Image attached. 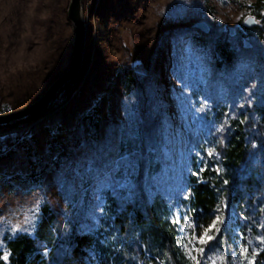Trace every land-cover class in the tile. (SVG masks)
Segmentation results:
<instances>
[{"label":"rangeland","instance_id":"374dc122","mask_svg":"<svg viewBox=\"0 0 264 264\" xmlns=\"http://www.w3.org/2000/svg\"><path fill=\"white\" fill-rule=\"evenodd\" d=\"M253 2L82 0L86 31L80 73L34 114L33 120L16 124L29 117L0 126V262L11 263L13 254L5 236L15 237L13 229L26 228L30 237H37V230L30 224L34 219L30 208L35 206L38 191L27 195H16L15 191L19 186L39 183L55 185L49 194L51 211L48 208L46 211L53 215V239L58 245L53 250V245L45 241L36 244L45 264L60 258L64 247L58 240H66L74 229L93 233L103 244L113 243L115 253V233L113 238L108 234L113 226L115 195L107 190L103 203L96 200L95 181L87 178L84 166L94 149L103 146L106 134L125 129L130 123L127 114L138 115L140 106L145 111L150 107L158 124L160 141L152 149L156 152L157 166L151 173L141 170L134 194L120 190L119 195L130 199L145 197L150 201L160 194L166 200L170 221L178 212H186L191 218L186 201L177 208V203L187 195L180 193L177 186L186 182V176L195 170L197 153V159L207 160L200 153L201 144H193L191 138L200 143L205 141L207 149L210 135L205 119L193 120L196 114L186 111L181 90L184 96H191L192 105L199 106L197 102L205 97L203 91L212 67L206 54L191 39L178 44L176 50L166 31L203 21L211 30L228 32V27H233L243 34L241 39L247 38L250 43L243 23L252 16ZM68 3L69 0H0V113L17 110L37 99L68 67L73 36L66 14ZM244 65L248 67H243V81L248 76L246 81L250 85L264 86L263 61L256 57ZM245 71L248 75L244 76ZM147 75L153 89L139 105L131 80L140 83ZM76 81V87L71 89ZM93 110L98 112L99 119L96 138L84 129V117ZM207 112L208 123L215 121L219 126V118H212L209 108ZM59 132H66L70 148L69 155H64L54 169L51 161L55 154L49 156L46 143ZM38 147H42L39 157L47 165L43 173L32 174L30 161ZM69 168L83 172L85 179L77 180L75 185H62L61 179ZM101 207L105 209L103 213ZM84 225L90 231L82 230ZM180 227L188 231L187 223ZM177 238L183 248V234L178 232ZM239 242L240 250L244 246ZM142 246L144 263L154 264L152 253ZM98 252L87 248L89 264H102ZM4 254H8L6 261L2 259ZM110 263L114 264L113 260Z\"/></svg>","mask_w":264,"mask_h":264},{"label":"trees","instance_id":"16d2710c","mask_svg":"<svg viewBox=\"0 0 264 264\" xmlns=\"http://www.w3.org/2000/svg\"><path fill=\"white\" fill-rule=\"evenodd\" d=\"M251 14L259 23L250 28L244 26L248 31L246 36L251 39L249 40L250 47L243 45V41L247 38L241 39L243 34L240 31H236L234 36L221 30H210L209 33H203L193 26L166 31L176 50L178 44L191 39L206 54L212 71L203 95L208 97L211 117H218L219 125L224 123L226 129L229 126L232 129L230 134L213 132L207 139L209 148L221 153L216 159L219 160L223 174L217 175L212 171L202 174L201 179L207 181L208 185H201L197 188L196 199L192 204L186 201L191 217L196 215L197 208L202 207L207 213L217 205L223 208L227 203L230 206L228 212L219 213L226 216L224 226L226 231L220 235L219 244L209 253L217 258L224 257L222 262L218 260V264H249V261L253 259V252L256 253L254 264H264V244L260 243V238L264 237V227H262L264 226V147H261L264 145V86L257 84L255 88L257 96L253 98L251 108L246 106L242 110L243 114H240L241 110L236 107L244 103V100L240 99L236 93L240 92L241 96L248 95L247 92L240 91V86L245 84L249 89L253 87L246 81L247 71L244 73L245 81L241 78L242 65L250 63L256 57H259L264 64V0H254ZM77 82L71 89L76 87ZM131 82L136 86L138 103L141 105L144 97L152 91L153 86L148 75L140 83L133 80ZM205 111L207 113L205 122L209 131L211 124L208 123V112ZM138 112L139 128L145 139L143 150L146 154H151L153 161L151 171H153L157 166V161L155 160L156 152L152 149L160 141L158 124L150 107L145 111L140 106ZM222 113L228 115H221ZM34 118L35 115L16 124L26 123ZM84 120L85 132L96 138L99 128L98 112L93 110L87 113ZM240 121L245 122L240 123ZM68 141L66 132L54 134L47 140L49 156L55 154L51 161L52 168H58L63 156L69 155ZM191 141L195 145L201 144L200 153L206 156V142L200 143V141H194L193 138ZM253 144H256L257 148H252ZM41 148H37L35 158L30 161L32 174L36 171L43 173L47 165L46 162L42 163L44 160L39 157ZM192 180L195 178L189 173L186 181ZM224 180H229L230 183L224 185ZM114 204L111 215L113 226L108 234L113 238V233H115V253L113 243L103 244L93 233L74 229L68 234L66 240H58L59 245L64 247L60 258L47 264H89L87 248L99 251V260L102 264H111L110 259L114 264H147L144 263L142 245H145L152 253L151 260L154 264H193L179 244L177 225L170 221V211L164 197L157 194L149 201L145 197L135 196L130 199L118 194L115 195ZM46 214L41 221L36 238L24 239V235H21L20 239L12 243L8 242L13 254L10 264H45L38 251L37 242L45 241L53 245V250L57 247L55 245H58L57 240L53 239L51 226L53 215L48 211ZM211 219V216L205 214L200 218L199 223L206 226ZM238 241L248 248L247 258L240 255ZM42 248L44 247L40 249ZM112 252L113 256H111ZM0 264L4 262L1 261Z\"/></svg>","mask_w":264,"mask_h":264},{"label":"snow or ice","instance_id":"6c2138e0","mask_svg":"<svg viewBox=\"0 0 264 264\" xmlns=\"http://www.w3.org/2000/svg\"><path fill=\"white\" fill-rule=\"evenodd\" d=\"M252 19V17H248L244 22L249 23ZM256 22L259 23V21ZM192 50V46H189V51ZM242 67H248V65H242ZM262 83H264V78H262ZM186 88L187 85H185V89ZM255 88L256 85H253L252 89L247 88L244 84L240 86L241 92L248 93L246 96H241L240 92L236 93L240 99L244 100V103L236 105V107L241 110L240 114H243L242 110L246 106L249 108L252 107L253 98L257 96ZM193 95L195 94L193 93ZM181 96L183 97V102L187 105L186 111H191L196 114L193 116V120L205 119L207 117L205 110L209 108L208 97H203L197 102L199 106H194L191 104V96H184V90H181ZM202 113L203 115H201ZM221 115L227 116L228 114L222 113ZM127 119L130 121L129 125L125 129L119 131L113 130L110 135L106 134V140L103 146L94 149V154L84 166L88 173L87 178L90 181H95V199L101 203H103L104 195L107 190H111L113 195H118L120 190H127L130 194H134L137 188L136 180L138 174L141 170L150 172L153 167L151 154H146L143 150L145 139L140 128L137 127V120L139 117L134 113H129L127 114ZM244 122L245 121H240V123ZM210 124L209 135H212L213 132L222 134L227 132L230 134L232 131L230 126L226 129L224 123L217 126L215 121H210ZM225 139H227V137H225ZM261 147H264V145H261ZM252 148H257V145L253 144ZM205 151L207 160L203 158L196 159L194 157L196 168L194 171L190 172V176L194 177L195 180L186 181L182 185L177 186L180 193H187V195L183 196V200L177 203V208L180 207L183 201L192 204L196 199L197 188L201 185H208L207 181L201 179L202 174L208 171H212L217 175L223 174V169L219 165V160L216 159L221 153L213 151L212 148H207ZM198 156L199 153H197V157ZM84 179L85 176L83 172L69 168L65 171L61 179V184L75 185L77 180ZM229 183V180L223 181L224 185H228ZM52 187H55V185L48 186L39 183L30 186L22 185L17 187L15 191L16 195H27L38 191V195L35 198V206L30 208V212L34 217V219L30 221V224L37 231L41 227L45 208L51 211L49 207V194ZM229 210L230 206L227 203L224 204L223 208L217 205L216 208L208 210L207 213L205 209L201 207L196 209V215L191 218L188 217L186 212H178L176 218L171 221V223L177 225V231L183 234L185 240L183 249L193 264H202V262L203 264H209V262L210 264H218V260L220 262L224 260V257L217 258L214 255H209V253L212 252L213 247L219 244L220 235L226 231L224 227L226 225V216H222L219 213L221 211L228 212ZM231 210L234 211V209ZM104 211L105 209L101 207L100 212L103 213ZM205 214L212 217L211 222L206 226L199 223L200 218ZM183 223H187L188 231L180 227ZM82 230L90 231L88 225L82 226ZM13 231L16 233L15 237L9 238L5 236V239H7L9 243L20 239L22 232L24 233V239H28L31 236V233L27 232L26 228H17L13 229ZM213 233H215V235ZM260 243L264 244V237L260 238ZM247 254V247L240 249L241 256L247 258ZM45 255H47V249H45ZM252 256L253 259L249 261V264H254L256 253L253 252ZM2 259L5 261L8 260V254H4Z\"/></svg>","mask_w":264,"mask_h":264},{"label":"water","instance_id":"95a60500","mask_svg":"<svg viewBox=\"0 0 264 264\" xmlns=\"http://www.w3.org/2000/svg\"><path fill=\"white\" fill-rule=\"evenodd\" d=\"M66 14L73 30L71 58L68 67L44 90V92L37 99L17 110L0 113V126L10 125L14 122L33 116L49 104L57 96V94L80 73L83 63V42L86 31L82 0H69ZM250 17L253 19L249 23L244 22V26L250 27L257 23L255 17ZM193 27L203 33H209L211 30L209 25L203 21L195 22ZM228 33L230 36H234L236 31L233 27H228ZM243 45L245 47L251 46V44L246 40L243 41Z\"/></svg>","mask_w":264,"mask_h":264}]
</instances>
